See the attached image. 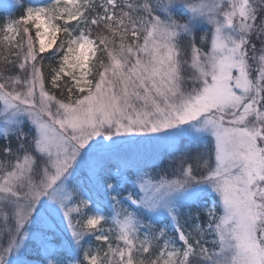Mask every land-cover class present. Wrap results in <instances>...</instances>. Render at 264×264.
Returning <instances> with one entry per match:
<instances>
[{"label":"snow or ice","instance_id":"6c2138e0","mask_svg":"<svg viewBox=\"0 0 264 264\" xmlns=\"http://www.w3.org/2000/svg\"><path fill=\"white\" fill-rule=\"evenodd\" d=\"M17 6L0 264H264V0Z\"/></svg>","mask_w":264,"mask_h":264},{"label":"trees","instance_id":"16d2710c","mask_svg":"<svg viewBox=\"0 0 264 264\" xmlns=\"http://www.w3.org/2000/svg\"><path fill=\"white\" fill-rule=\"evenodd\" d=\"M30 3L28 2V3H26V1H25V4H24V6H28ZM23 11H24V8L23 7H20L19 8V10L18 11H16V12H12V13H10L9 15H11V16H6V15H8V14H6V13H3V12H0V22H2L3 20H5L6 18H13V19H15V18H18V17H20L22 14H23ZM62 37V33H60V37L58 38V42H59V39ZM53 91H55L54 89H53ZM167 151H165L164 153H166ZM167 159H168V157H165V160H164V163L166 164L167 163Z\"/></svg>","mask_w":264,"mask_h":264},{"label":"rangeland","instance_id":"374dc122","mask_svg":"<svg viewBox=\"0 0 264 264\" xmlns=\"http://www.w3.org/2000/svg\"><path fill=\"white\" fill-rule=\"evenodd\" d=\"M9 2H12L14 4H17L19 0H8ZM2 4V0H0V5ZM60 37V34H58L57 36V42H58V38ZM166 147V145H159L157 146L156 150H158L159 152H161L164 148Z\"/></svg>","mask_w":264,"mask_h":264}]
</instances>
